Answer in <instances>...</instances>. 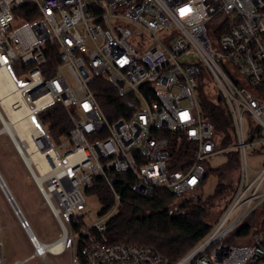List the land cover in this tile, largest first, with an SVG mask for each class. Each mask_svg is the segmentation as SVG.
Instances as JSON below:
<instances>
[{"label":"built area","instance_id":"obj_1","mask_svg":"<svg viewBox=\"0 0 264 264\" xmlns=\"http://www.w3.org/2000/svg\"><path fill=\"white\" fill-rule=\"evenodd\" d=\"M25 4L35 7V19L16 12ZM54 52L59 64L46 76L41 65ZM1 68L19 87L32 131L29 141L10 132L4 120L13 123L0 103V134L12 142L60 228L56 239L65 237L74 259L80 244L85 264H264V163L247 165L248 147L264 153V0H0ZM201 71L225 100L229 145L220 144L203 118ZM97 76L123 98L124 115L109 117L101 109L91 89ZM54 102L71 123L69 134L56 138L38 117ZM162 131L181 135L185 144L186 157L174 160L178 168L170 167ZM231 151L238 158L235 188L208 233L177 261L152 246L108 239L106 222L120 202L109 172H125L126 185L143 197L155 188L183 197L201 190L204 164ZM32 154L41 157L43 171ZM93 176L104 178L114 203L86 224L75 217ZM258 210L259 228L251 233ZM247 219L249 232L235 235ZM232 233L237 245L223 241ZM34 239L29 236L31 257L40 256ZM2 250L0 240V264Z\"/></svg>","mask_w":264,"mask_h":264},{"label":"trees","instance_id":"obj_2","mask_svg":"<svg viewBox=\"0 0 264 264\" xmlns=\"http://www.w3.org/2000/svg\"><path fill=\"white\" fill-rule=\"evenodd\" d=\"M26 10H31V12L26 13ZM16 12L26 21H31L37 16L35 7L31 4L18 7ZM58 64L56 52L47 54L46 63L41 65L43 74L46 76L53 74L54 68ZM91 89L96 101L107 116L124 115L123 98L117 95L113 86L109 85L106 80H102V76L94 78ZM197 91L203 118L212 125L221 145L231 144L233 142V127L223 96L220 92L216 96H212L201 78ZM38 117L52 138L69 134L71 123L67 112L59 102H54L42 109L38 113ZM160 135L165 138L169 147L170 167L178 168L174 160L184 159L187 154L181 135L169 131H162ZM224 169L237 172L238 158L235 151L227 153L224 163L220 166L213 167L204 164L203 181L211 173L216 174L219 180L213 193L206 198L202 197L200 203L191 200L182 201V197L165 188H155L149 197H143L126 185L129 177L125 172H109L107 175L120 195V202L116 211L106 222L108 239L111 242L152 246L167 257L171 263L177 261L210 230L213 222L209 223L205 220L208 213L207 208L212 205V200L225 190V185L220 178L221 171ZM235 180L228 188L229 194L221 209L235 188ZM85 192L97 197L100 203V208L97 211L98 217L105 214L114 203L110 188L101 176H93ZM75 219L81 220L82 217L78 215ZM249 227L250 219H247L235 229L234 234H247ZM75 259L79 264H85L80 244L76 248Z\"/></svg>","mask_w":264,"mask_h":264},{"label":"rangeland","instance_id":"obj_3","mask_svg":"<svg viewBox=\"0 0 264 264\" xmlns=\"http://www.w3.org/2000/svg\"><path fill=\"white\" fill-rule=\"evenodd\" d=\"M212 37L213 35H210V38ZM199 75L207 84L210 94L216 96L219 90L210 76L202 71ZM240 81L241 85L245 86L252 94H257L253 86L248 85L243 79H240ZM19 83L22 84L23 81H19ZM247 120L245 117V124H247ZM0 128H2L1 123ZM223 163L224 159L222 158L216 160L212 165L213 167L220 166ZM263 163L264 153L254 151L252 147H248V167L250 169H258L262 167ZM221 172L220 178L223 185H225V190L216 199H213L212 205L207 208L208 213L205 220L209 223L216 220L229 194L228 188L232 186L237 174L235 170L231 171V169H224ZM0 176L19 210V214H17L0 187V240L3 242L4 257L9 259L10 262L13 258H19L23 260L22 264H75L74 256L69 247L65 248L62 252L47 249L44 256H33L26 259L27 256L33 254L34 247L33 243L29 240L28 230L22 225V219L28 222L29 231L40 242L45 244H49L59 237L61 231L56 220L45 205L33 180L23 166L12 142L4 133L0 134ZM218 180L217 175L213 173L206 177L201 185L203 198L213 193ZM84 197L85 203L81 206L80 212L83 221L86 224H91L99 218L97 211L100 208V203L94 194L84 192ZM260 219L261 214L258 210L256 215L257 222L254 225L255 227L251 229V233L256 232L259 228ZM234 240L232 233L223 241L237 245L239 241ZM240 243H248V240L240 241ZM10 262L4 260V264H9Z\"/></svg>","mask_w":264,"mask_h":264},{"label":"bare ground","instance_id":"obj_4","mask_svg":"<svg viewBox=\"0 0 264 264\" xmlns=\"http://www.w3.org/2000/svg\"><path fill=\"white\" fill-rule=\"evenodd\" d=\"M0 103L7 111L11 119V123H13L12 126L4 120L5 127L10 132H12V128H13L16 131V134L18 135L20 140L29 141L32 127L30 125L31 119L28 114V110H27L28 108L22 101L19 87L16 86L13 78L9 74L8 70L5 68L0 69ZM13 103H18L17 105L20 106L17 109H13L12 108ZM15 138L17 139V141H19L16 136ZM31 159L38 162V164H41V171L45 169V166L42 164L43 161L41 160V157L38 154H32ZM22 223L25 225V228L28 230V225L24 223L23 219H22ZM33 236L34 235L32 234L31 237ZM64 239L65 237L62 236L49 244L42 243L37 239H34V242L38 247L40 256L42 255L44 256L47 249L56 252H62L64 250Z\"/></svg>","mask_w":264,"mask_h":264},{"label":"water","instance_id":"obj_5","mask_svg":"<svg viewBox=\"0 0 264 264\" xmlns=\"http://www.w3.org/2000/svg\"><path fill=\"white\" fill-rule=\"evenodd\" d=\"M0 186L2 188V190L4 191L5 195L7 196L8 200L10 201L13 209L16 211L17 214H19V210L16 207L14 201L12 200V197L4 183V181L2 180L1 176H0ZM194 201L195 203H200L202 201V191L201 190H196V191H192L187 195H184L182 197V201ZM28 235L31 236L32 233L29 231L28 229Z\"/></svg>","mask_w":264,"mask_h":264},{"label":"crops","instance_id":"obj_6","mask_svg":"<svg viewBox=\"0 0 264 264\" xmlns=\"http://www.w3.org/2000/svg\"><path fill=\"white\" fill-rule=\"evenodd\" d=\"M23 166H24V165H23ZM26 222H27V221H26ZM27 223H28V222H27ZM36 239H37V238H36ZM37 240H38V239H37ZM2 243H3V242H2ZM2 251H3V250H2ZM31 255H32V254H30L29 256H27L26 259L31 258ZM3 256H4V255H3ZM4 260H6V262H7V261L10 262V260L7 259V258H5V257H4ZM24 260H25V259H24ZM15 261H16L17 263H19V264H22V262H23V260H20L19 258H13L9 264H13Z\"/></svg>","mask_w":264,"mask_h":264}]
</instances>
